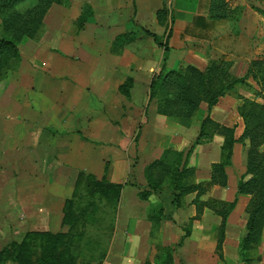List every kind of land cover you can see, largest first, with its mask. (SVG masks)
<instances>
[{"label": "crops", "instance_id": "obj_1", "mask_svg": "<svg viewBox=\"0 0 264 264\" xmlns=\"http://www.w3.org/2000/svg\"><path fill=\"white\" fill-rule=\"evenodd\" d=\"M164 1L132 0L136 9L133 11L136 23H128L124 25L125 28L119 27L120 31L103 43L100 52L94 48V42L82 46L68 39L49 40L47 37L50 30H46L40 41L22 43L19 46L22 62L34 64L44 53L46 60L54 61V64L47 65L46 75L43 76H31L25 71H19L15 74L16 77L8 74L5 86L0 90V120L8 117L4 120L7 124L24 125L19 115L22 112L25 119L29 102H25L22 95L23 92H32L35 88H42L44 94H49L54 99L55 106L62 98V102L69 103L70 108L78 109L79 94L91 97L90 93L93 92L110 107L107 106L109 113L105 119H92L83 126L90 135H86L88 139L80 134L57 135L60 137L56 138V144H46L40 155V158L59 159L56 165L58 168L65 164L70 168L74 167L76 172L79 170L78 173L94 176L99 182L107 179L112 185L126 183L130 175L135 173V178L132 177L135 183L131 184H136L139 189L132 193L130 191L128 196L124 194V198L120 199L118 214L113 218L116 229L110 233V245L104 252L106 259L103 264H144L146 260H150L154 250L150 245L153 235L147 215L149 208L158 204L164 207V217L155 233L156 240H160L162 246L173 248L174 264H223L215 248L207 247L203 242L208 237L212 240L215 238L214 229L218 228L221 218L205 208L202 219L194 221L192 228L188 227L197 212L192 203L195 193L183 196L178 206L173 204L172 196L165 186L153 192L147 200H142L137 195L147 189L145 168L160 159L165 150L183 149L189 144L198 135L200 122L207 114V106L202 103L189 127L179 125L157 113L156 101L149 99V87L162 66L173 69L181 63L204 69L211 60L230 61L233 64L232 72L243 77L251 60L264 59V16L253 8L264 6V0H228L231 7H243L238 34L232 32L227 19H208L210 0H167L171 16V36L168 44L170 49L167 54H164L163 47L154 38L142 33L144 29L156 35L159 41H164L166 29L156 19V12ZM55 30L60 31L56 28ZM53 42H56L55 49L50 48ZM79 55L93 61L102 56V71L96 72L91 65H87L86 70L81 72L75 70L76 62L72 57ZM128 78L132 79V86L125 95L119 88ZM248 83L256 87L251 79ZM238 92L242 96L254 98L244 89L239 88ZM256 101L261 102V99L256 98ZM240 103L234 95H225L209 111V117L214 122L225 127H234L236 140L244 131L243 121L237 112ZM110 116H117L119 119L123 117L124 121L119 122V125L124 132L126 119L129 118L133 121V126L138 128L137 132L140 131L135 168H131L130 158L123 145L122 150L117 152L110 150L111 147L109 150L105 146L101 149L94 148L95 137L100 141V131L94 132L93 127L99 123L103 127L104 137H109V134L112 135L111 131L116 129L113 138H108L106 143L115 142L120 145L130 137L131 134L126 132L127 139L119 134L120 129L110 122ZM51 121H54V126H58L59 122H55L53 117ZM222 143L223 137L215 134L209 141L195 145L188 167L194 170L196 181L210 178L212 165L220 161ZM247 150V141L234 143L231 164L225 168L227 186L213 185L202 197L204 201L236 200V205L226 221L222 245L224 260L228 264H240L238 242L246 232V208L250 196L237 194V185L245 172ZM44 167L46 169L47 166Z\"/></svg>", "mask_w": 264, "mask_h": 264}, {"label": "rangeland", "instance_id": "obj_2", "mask_svg": "<svg viewBox=\"0 0 264 264\" xmlns=\"http://www.w3.org/2000/svg\"><path fill=\"white\" fill-rule=\"evenodd\" d=\"M165 2L168 3L167 0ZM85 5L89 6L93 15L90 13L91 16H87L83 12ZM111 7L113 8L110 9ZM134 10L136 9L132 0H69L66 5L51 7L44 21L42 37L46 30H50L47 37L49 40L68 39L82 46L94 42V48L100 52L103 43L120 31L119 27L125 28L124 25L128 23H136ZM144 32L142 29V33ZM55 43L53 42L50 48L55 49ZM72 60L76 62L75 70L80 72L86 70L87 65L93 66L96 72H101L104 64L102 56L95 61L81 55L76 58L73 56ZM22 61L17 69L7 72V75L16 77L15 74L19 71H25L31 76H43L47 72V65L54 64V61L46 60L44 53L34 64ZM7 75L0 77V90ZM90 94L91 97L79 94L76 109L70 108L69 103L62 102L60 96L58 97L61 100L59 99L55 106L54 99H51L49 94H44L42 88L32 89V92L27 90L22 96L25 102H29V109L25 119L22 112L19 115L24 125L7 124L4 122L8 119L6 116L3 121L0 120V264H16L13 256L18 249L24 251L25 259L31 264H39L42 254L46 252L48 255V246L52 243L40 234L58 232L65 234V243L53 251L58 263L60 258L70 260L71 257L76 260L71 259L70 262L74 261L76 264L86 261L103 264L106 259L104 252L110 245V233L116 229L113 218L118 214L120 199L124 194L128 196L130 191L132 193L139 189L136 184H131L135 183L132 180L135 173L130 175L126 183L120 185H112L107 179L97 181L96 185L88 175L78 173L79 170L74 171V167L70 168L65 164L62 168L56 167L59 159L40 158L46 144H56V138L60 137L57 135L80 134L87 138L90 135L87 128H83L86 122L105 119L109 106L98 95L93 92ZM50 114L55 122H59L58 126L53 125ZM123 121V117L119 119L117 116H110V122L120 129V135L127 139V134H131L126 141L120 145L115 142L106 143L108 138H113L116 129L111 131L112 135L104 137L103 127L99 123L93 127L94 132L100 131V141L95 137L94 148L101 149L105 146L109 147V150L111 147L110 150L117 152L122 150L123 145L130 158L131 168H135L140 131L137 132L138 128L133 126L134 123L129 118L126 119L127 126L124 127L126 134L119 125V122ZM195 138L179 150L187 151ZM44 165L47 166L46 169ZM127 186L134 189H128ZM205 208L197 218L196 212V216L188 223L189 228H192L194 221L202 219ZM216 233L217 229H214L215 238L212 240L208 237L203 241L207 247H216ZM87 241H91V244L87 245ZM159 241L156 240V235L150 239L151 248L154 250L150 258L151 263L155 262L156 246L161 245ZM101 246H104L105 250ZM263 247L260 246L255 254L260 259L251 264H264Z\"/></svg>", "mask_w": 264, "mask_h": 264}, {"label": "trees", "instance_id": "obj_3", "mask_svg": "<svg viewBox=\"0 0 264 264\" xmlns=\"http://www.w3.org/2000/svg\"><path fill=\"white\" fill-rule=\"evenodd\" d=\"M68 2L69 0H0V77L17 69L21 63L19 46L22 43L28 40L37 41L42 37L44 21L51 7L66 5ZM255 10L264 16V8L255 7ZM83 12L90 16L91 11L88 5L83 7ZM242 12V6L231 7L228 0H210L207 16L210 20L227 19L232 32L238 34V23ZM156 19L166 29L164 41H159L156 35L148 31L145 33L154 38L163 47L164 54H167L170 49L168 44L171 36L169 28L171 16L165 1L156 12ZM232 65L230 61L211 60L204 69L183 63L173 69L162 66L151 80L149 99L156 101L158 114L184 127L191 125L202 103L207 106V114L201 120L198 135L187 151L167 149L160 159L145 168L147 189L137 195L140 199L147 200L153 192L165 186L172 196L173 204L178 206L183 196L195 193L192 203L196 207V218L205 207L221 218L217 228L215 250L222 263L228 264L224 260L222 245L226 221L236 205V200L232 202L215 199L204 201L202 197L213 185L227 186L225 168L231 164L234 143L247 141L245 172L238 181L237 194L249 195L250 200L246 208V232L238 242V257L241 264H251L260 259L255 254L260 246H264V59L251 60L243 77H238L232 72ZM249 79L255 82L256 87L248 83ZM131 86L132 79L128 78L119 90L127 95ZM239 88L251 93L254 98L242 96L238 92ZM225 95H234L241 101L237 112L243 121L244 131L238 140L234 138V127L222 126L209 117V111ZM256 98L261 99V102L256 101ZM215 134L223 137L220 161L212 165L209 179L196 181L194 170L188 167L190 154L195 145L209 141ZM89 177L93 183L98 184L94 176L89 175ZM163 217L162 204L152 205L149 208L147 219L151 223L153 236L159 230ZM40 235L50 239L52 243L48 246V255L44 252L38 261L39 264H76L74 257L70 258L74 260L71 262L60 258V263L54 258L53 251H56L57 246L65 243V234L58 232ZM89 244L91 241H87V245ZM13 259L16 264H31L25 259L24 251L20 249L17 250ZM154 260L153 263L146 260L144 264H174L173 248L156 246ZM79 264L95 263L86 261Z\"/></svg>", "mask_w": 264, "mask_h": 264}]
</instances>
